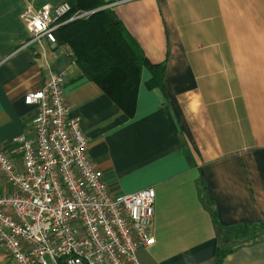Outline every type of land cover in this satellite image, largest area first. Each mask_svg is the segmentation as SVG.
I'll return each instance as SVG.
<instances>
[{
	"label": "crops",
	"instance_id": "crops-1",
	"mask_svg": "<svg viewBox=\"0 0 264 264\" xmlns=\"http://www.w3.org/2000/svg\"><path fill=\"white\" fill-rule=\"evenodd\" d=\"M28 1L0 0V141L15 163L14 139L35 114L25 95L63 73L70 117L110 188H155V242L139 248L141 264H216L220 231L264 222V0H106L148 59L166 63L167 96L145 68L133 118L67 46L29 41ZM0 264H15L1 242ZM222 264H264V239Z\"/></svg>",
	"mask_w": 264,
	"mask_h": 264
},
{
	"label": "built area",
	"instance_id": "built-area-1",
	"mask_svg": "<svg viewBox=\"0 0 264 264\" xmlns=\"http://www.w3.org/2000/svg\"><path fill=\"white\" fill-rule=\"evenodd\" d=\"M29 0L21 17L29 41L54 45L68 2ZM78 11L71 20L88 17ZM65 75L52 72L25 95L34 106L30 134L15 137L22 162L0 141V242L15 264H141L140 247L155 242L156 191L115 192L89 156L90 140L70 117Z\"/></svg>",
	"mask_w": 264,
	"mask_h": 264
},
{
	"label": "trees",
	"instance_id": "trees-1",
	"mask_svg": "<svg viewBox=\"0 0 264 264\" xmlns=\"http://www.w3.org/2000/svg\"><path fill=\"white\" fill-rule=\"evenodd\" d=\"M54 4L68 2L71 9L61 17L54 31L57 46H67L72 58L86 77L96 83L129 117L138 109L142 73L148 68L152 77L149 88L159 87L167 96L164 82L166 63H152L138 41L129 33L110 2L106 0H49ZM78 11H90L88 17L65 22ZM208 205L214 215L203 178ZM264 239V222L240 223L227 233L220 231L216 264H222L228 254L248 243Z\"/></svg>",
	"mask_w": 264,
	"mask_h": 264
},
{
	"label": "rangeland",
	"instance_id": "rangeland-1",
	"mask_svg": "<svg viewBox=\"0 0 264 264\" xmlns=\"http://www.w3.org/2000/svg\"><path fill=\"white\" fill-rule=\"evenodd\" d=\"M39 2H42V1H39ZM225 234V233H224Z\"/></svg>",
	"mask_w": 264,
	"mask_h": 264
}]
</instances>
